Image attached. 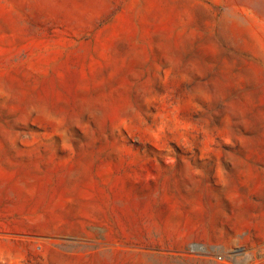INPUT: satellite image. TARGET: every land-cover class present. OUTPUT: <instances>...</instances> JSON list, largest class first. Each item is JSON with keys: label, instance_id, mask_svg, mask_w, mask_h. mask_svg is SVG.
<instances>
[{"label": "rangeland", "instance_id": "rangeland-1", "mask_svg": "<svg viewBox=\"0 0 264 264\" xmlns=\"http://www.w3.org/2000/svg\"><path fill=\"white\" fill-rule=\"evenodd\" d=\"M0 264H264V0H0Z\"/></svg>", "mask_w": 264, "mask_h": 264}]
</instances>
